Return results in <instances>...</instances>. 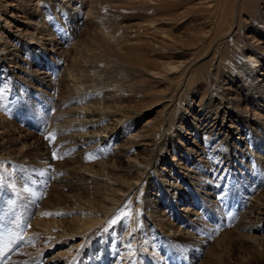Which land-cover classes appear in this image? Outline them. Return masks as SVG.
<instances>
[{
  "label": "bare ground",
  "instance_id": "1",
  "mask_svg": "<svg viewBox=\"0 0 264 264\" xmlns=\"http://www.w3.org/2000/svg\"><path fill=\"white\" fill-rule=\"evenodd\" d=\"M81 1H58L62 10L69 9L58 21L57 36L43 24L55 13L49 4L42 8L46 1L32 3L29 13L36 19L26 22L29 28L17 29L18 33L29 34L22 38L30 50L24 53L25 59L39 53L38 58L47 60L44 68L59 69L58 77L38 68L18 73L20 68L7 58L15 53L0 47V112L7 110L6 118L0 115V179H5L7 189L0 196V203L8 205L10 217L14 206L11 197L17 194L18 198L23 185L17 189L9 185H16L15 177L22 178L19 174L23 171V177L29 176L31 187L41 190L27 197L37 199L44 194L39 207L46 202L53 217L49 219L45 215L48 209L41 208L40 215L27 225L23 241L31 261L38 252H42L41 256L48 247L65 241L68 249L57 252L45 264H223L225 255L217 235L224 237L228 233L230 218L237 241L251 245L253 256L264 255V82L250 63L241 60L264 64V0H185L188 5L205 9L198 19V31L187 38L186 44L183 39L181 45L177 44L180 40L176 44L175 40L168 41V31L163 26L170 25L172 19L163 14L162 0L153 3L159 10L154 20L148 19L145 12L153 6H139L140 0H111L133 8L126 14L113 9L115 12L107 18L95 11L96 4L92 5L100 0H89L92 10L80 11ZM6 3L0 1V9ZM77 11L83 14L82 26L75 27L74 21L68 25L63 22ZM245 13H251V21L256 24L254 31L260 36L246 35V39H251L248 43H236L234 38L242 34L240 18ZM239 47L240 55L229 60L230 50L236 52ZM12 49L16 51V46ZM158 56L166 61H151V57ZM23 59L20 57L26 62ZM260 75L264 78V73ZM235 80L255 109L245 104L237 110L238 104L227 102L228 92L219 88ZM16 81L36 83L26 85L27 94H39V86L44 87L41 92L45 94L39 95L44 97L46 113L38 123L36 135L25 132L22 126H13L7 117L20 100V95L13 92ZM197 85L204 89L196 104V121L203 122L202 131L198 132L203 146L197 145V150L182 148L184 161L192 166L173 158L169 172L165 171L160 164L166 163L164 152L176 137L175 128L177 132L184 131L175 121V111L189 87ZM161 87L164 90H157ZM205 92L207 102L200 104ZM146 98H155L148 114L153 111L157 116L161 112L164 115L149 117L133 129V122L145 115L141 112ZM193 104L189 98L188 105ZM158 106L161 107L155 110ZM242 109H246L248 120L240 123L236 118L243 114ZM231 113H236L233 121L237 123L230 120ZM177 115L192 122L187 107L178 110ZM16 120L21 122L19 114ZM50 134H55L54 142L46 139ZM52 149L58 158H64L63 163L48 161L47 153ZM171 149L175 153L173 146ZM12 164L18 170L11 172L8 167ZM177 178L193 188L184 193ZM151 179L154 197L146 192ZM210 180H215L214 188L208 183L212 189L205 194H211L212 200L217 193L216 201H209L197 191L205 189L203 185ZM236 192L242 199L233 202ZM59 201L71 207L59 208ZM207 201L214 205L207 210L195 209ZM179 202L186 204L177 209ZM222 205L227 215L221 213ZM211 209L219 216L221 213L220 220H212L208 212ZM67 213L72 217L65 221L63 216ZM120 233L123 238L117 243ZM92 254L94 258L99 255L98 259H92ZM86 257L90 258L88 262L83 261ZM17 259L20 264H34ZM9 264H14L13 259Z\"/></svg>",
  "mask_w": 264,
  "mask_h": 264
},
{
  "label": "rangeland",
  "instance_id": "2",
  "mask_svg": "<svg viewBox=\"0 0 264 264\" xmlns=\"http://www.w3.org/2000/svg\"><path fill=\"white\" fill-rule=\"evenodd\" d=\"M2 1V0H0ZM6 1L7 5L4 4V7H2L0 9V47H4V51H10L12 50V52H14L15 54L13 56H9L7 58H9L8 61L16 63L17 68H20L18 73L22 74L21 71H23L26 68H29L31 71H34L36 68L38 69H43L44 71H50L51 73V77L54 76L55 78L59 76V69H56L54 71V69L50 68V67H45L44 68V64L47 62L46 59L42 58V57H37L39 56V53H37L35 56H33V58L27 56V60L25 59L26 57H24V53L27 54V52H30V50L27 48L28 46L26 44H24V40L22 38H27L29 36V34H27V32L24 33H18L17 29L18 28H29L30 25H28L26 22L31 20V19H36V17L33 16L32 13H29V9H32V3L38 1V0H3ZM39 1H46V5L43 6L42 8L46 7L48 4L50 7H52V9H50L51 12L55 11L54 16H50L48 19H44L45 22H43V24L46 26V28L50 31V33H52L53 35L57 36L58 35V30H56L55 28L58 26V21H60L62 19V14L63 11H66L69 9V7H64V9L62 10L61 7H59V0H39ZM80 1V0H79ZM84 1V2H83ZM81 1L82 5L80 6V11L82 10H89L91 8H93V6L95 7V11H99L101 16H104V18H107L108 16L112 15L113 9L116 10L117 12H122L124 14H126L127 12H129L131 10V8H133L131 6V4H127V3H121L120 2H115L111 1V0H100V2L95 1L97 3L92 4L91 2H89V0H87L85 2V0ZM106 1V2H105ZM111 1V2H109ZM141 2H139V6L141 5H151L152 8H149L148 10H146L145 12L148 13V19L150 20H154L155 18L158 17L159 14V10L155 7V5H153V3L156 2V0H140ZM163 4L165 2V8L164 5L162 8V10L165 9V11H163V14L169 18L172 19V23L168 26H163L164 29H166L168 31V40L170 43H173L175 40V44L176 41L180 40L177 44L181 45L183 42V39L186 41L188 40L187 38L198 31L199 29V21L198 19L204 14V9L205 6H200V5H188L185 0H162ZM105 3V4H104ZM90 4V5H89ZM155 7V9H154ZM38 9H40V7H38ZM82 9V10H81ZM92 10V9H91ZM112 11V12H111ZM50 12V13H51ZM116 12V13H117ZM158 12V13H157ZM7 13V14H6ZM49 13V15H50ZM78 13V14H77ZM110 14V15H109ZM250 14L251 13H245V15H243L240 18L241 25L243 26V31L242 34L239 36L238 34L235 36L234 41L236 43H239L241 41H250L251 39H246L245 36L249 35L250 38H252L253 36L259 37L260 35H258L257 33H255L254 30H256V24L253 23L251 21L250 18ZM74 17V18H73ZM73 18V19H72ZM4 19L5 20V24H4ZM38 21V18H37ZM74 21L75 23V27H79L82 26L83 24V14L80 13L79 11H77L76 13H71L70 15H67L66 19L63 20V22H65L67 25L72 23ZM12 24V26H11ZM66 30H68L69 28H65ZM232 30V29H231ZM228 33H230V31L228 30ZM264 36V35H263ZM244 44V43H242ZM264 44H261V46H263ZM13 46H16V51H13ZM33 47H35V45H32ZM9 54V53H8ZM240 55V47L239 49H237L236 52H234L233 50H230V53L228 54L229 60L233 59V56ZM20 57L24 58L23 60H26V62H22L20 61ZM156 57V56H153ZM153 60H162V61H166V58L162 57V56H158L157 58H152L151 57V61ZM241 60L243 61V63L245 62V64H249V66H251V68H253L254 71H256V76L259 77L260 79H262V82H264V78L263 76L260 75V73H264V64H261V61L258 63H251L250 61H248L247 59L241 58ZM12 66V63L9 65ZM18 70V69H17ZM48 73V74H50ZM34 74V72L29 73L28 75H32ZM22 76V75H20ZM27 77V76H26ZM29 78V77H27ZM32 85H36V83H34L33 81H30ZM30 82H25V83H20V82H15L16 88L13 90V92L15 94H19L20 95V100H17V103L15 105V110L11 111L10 115H7L9 122L15 126H22L24 128H26L25 132L28 133H36L39 130V121H42V115H44L46 113L45 108H44V97L39 95V94H45L42 93L41 91L44 90L43 86H39V94L36 95H32V94H27L25 92L26 89V85L30 84ZM230 87V90H222V88L225 87ZM227 86L225 87H221V89L219 88V90L224 91V92H228L225 93L226 96H228L229 99H227L228 103L231 104H238L239 108H236L237 110H240L242 108L243 105L247 104V107L251 106L254 109L256 108L254 105H251L250 103H248V98L241 92V87H239V82L238 80H235L233 83H229ZM164 90L163 87L158 88L157 90ZM203 86L202 85H197L194 87H189V89L186 91V96L181 97V101H180V106L178 107V109L175 111V116L176 119L175 121H178L180 123V125H182L184 127V131L183 132H177V128L176 132H174V134H176V137L172 139V141H170V146L167 147V152H164L165 154V164H163L161 162L160 167L164 168L165 171L170 170L171 165H169V162L172 163V159L174 158V160L179 161L180 163H184L186 165H190L192 166L193 164L191 162L188 161H184V158L186 157V155H183V152L181 151L182 148L186 147L189 148L191 147L192 149L197 150L196 146H203L202 145V136H200V134L198 135V132L200 133L202 131V126H203V122H198L196 121V117H197V109L198 106H196L197 102H198V97L199 95H201V93L203 92ZM207 96V93L205 92V94L202 96V98L200 99V104L207 102L205 100V97ZM190 98V100L195 103L193 105H188V99ZM239 100V102H238ZM155 103V98H146L144 101V108L141 112L142 114L145 115H140L141 117L139 119H136L135 122H133V129L139 128V126H141V123L149 118V117H157L160 118L161 116L164 115L163 112H161V114L159 116H157L156 113H154L153 111H151V113L148 114L149 110L153 108V104ZM161 106L155 107V110L159 109ZM187 107V109L189 110V118L192 117L193 119H191L190 123H188L186 121V117L183 116H179L177 115V111L178 110H182V108ZM2 111L0 112L1 117L6 118V113L7 110L6 108L1 109ZM243 110V114L240 117H237L236 119L239 120L237 122L242 123V121H246L247 119V114H245L246 109H242ZM252 110V109H250ZM162 111V110H161ZM153 112V113H152ZM20 115L21 118V122L19 123L16 120L17 115ZM148 114V115H146ZM163 114V115H162ZM236 113H231V119L232 122L237 123L234 120ZM227 116V114H226ZM234 116V117H233ZM48 116H46L47 119ZM226 120L229 119V117H225ZM30 127H34L36 129H32ZM174 129V130H175ZM241 129H245L242 127L241 125ZM118 134H121V130L118 132ZM234 137H237V134L233 135ZM241 137V136H238ZM242 138V137H241ZM242 140L245 141V138L243 137ZM30 142V140H28L26 143ZM243 144V143H242ZM244 145V144H243ZM171 146H173L176 151L175 153H173V150L171 149ZM54 151V149L51 150V152L49 151L47 153V158L49 162H53V164H60L64 162V158L61 156L60 158L57 157V159H53L52 158V152ZM56 152V151H55ZM196 157H199V153L195 154ZM8 168H12L13 170H18L17 166L12 164L10 165ZM177 171V170H175ZM178 171L181 172V170L179 169ZM197 171V169H196ZM203 171L204 170H200ZM17 175L19 173H16ZM14 175V174H13ZM24 182H22V178H18L17 176L15 177V181H16V185L12 184L9 185L10 187H12V189H17L19 185H23L21 187V191H19L18 193V198H16V195H13L11 197L12 202L11 205L12 206L10 209L13 210V212L11 211V215L10 217H8L7 214V209H6V204L0 203V228H4L6 227L8 229L7 233L4 234L5 238L3 240H0V249H3L5 247V244H7L8 246V241L9 240H14V241H10V245L12 247H15V249L12 252L11 256H5L2 263L1 264H9V262L12 261L14 264H20L19 260L17 259L19 257V259H26L28 261H31V258L29 257L30 253L27 250V245H24V241H23V237L26 235V227L28 224L33 223L34 219L36 218L37 214L40 215V211L39 209L41 208H47V213H49V210H51L48 205L46 204V202L43 203V207H39L40 200L43 199L44 194H40L39 198L35 199L34 197L30 196L33 193H35L36 191H40V189H34L31 187L30 185V178L29 176H24V172L22 171L19 174ZM172 177L175 176L174 172H171ZM209 179H211V176L208 175ZM169 182H172V178L171 177H167ZM178 179V184L182 187V190H184V193L188 191V189H192L193 187L189 186L186 187L185 183H184V179ZM14 181V182H15ZM22 182V183H20ZM213 187V183H215V180H210L208 181L205 185V189H197L198 192H200L201 196L204 198H209V201H216L218 199V194L216 193L215 195V199L210 198V195H206L205 192H210L211 186ZM7 184V183H6ZM154 182L152 181V179L150 180V184L148 185V187L146 188V192L147 195L149 197H154L152 196L154 193L153 190V185ZM183 184V185H182ZM215 185V184H214ZM27 186V187H26ZM29 186V187H28ZM17 187V188H16ZM4 189H6V185H5V179L1 178L0 179V196L2 194H4ZM195 189V188H194ZM217 192L219 191V187L216 188ZM7 190V189H6ZM25 190V191H24ZM31 190V191H30ZM24 191V192H23ZM196 191V194L198 195V192ZM32 192V193H31ZM43 192V190H42ZM11 193V192H10ZM44 193V192H43ZM182 193V195L184 194ZM9 194V193H7ZM27 194V195H26ZM237 198L233 199V202H238V200L242 199L241 195L239 192L235 193ZM5 195V194H4ZM7 198V197H6ZM2 200V198H1ZM6 201V200H5ZM231 203V202H230ZM178 204H180L178 206ZM177 204V209H179V207H181L182 205L186 204V202L183 203H178ZM211 205V202H205L204 204L200 205V207H196L195 209H198L201 207H203L204 209L207 210V208ZM57 207L61 208H68L71 207L68 203L64 202V201H59L57 203ZM19 209V210H18ZM203 209V210H204ZM220 211L223 215H227L228 212H226L224 210L223 205L220 207ZM26 212V213H25ZM209 212V216L211 215V217L213 216L212 220H220V216L219 213L217 211H214L213 209H211ZM203 213V216L205 215V212H201ZM52 214V213H51ZM56 215V214H55ZM206 216V215H205ZM47 217L49 219L53 218L51 215H47ZM71 214L67 213L63 216V218H65L64 220L67 221L69 220V218H71ZM16 218V219H15ZM221 221H223L221 219ZM36 223L38 224L39 221ZM18 224H21V226H19ZM227 224H230V229L228 231V233L224 236H218L220 238V243H221V247L224 251V257H223V261H225V263L223 262V264H264V255H262L260 258L253 256V254H251V250H252V246L251 245H247V243L244 244H240L239 241H237V231L232 229V221L231 218L229 219V222ZM264 228V226H262ZM23 229V230H22ZM102 231V230H101ZM122 233L124 234V231H122ZM120 233V236L117 237V243L118 241L121 242L122 238H123V234ZM259 235V234H258ZM28 236V234H27ZM34 238V237H33ZM35 239V238H34ZM16 240V241H15ZM21 241L19 243V241ZM18 241V242H17ZM78 241V240H77ZM115 241V240H114ZM60 241H58L59 243ZM156 242V241H155ZM154 242V243H155ZM17 243H19L17 245ZM67 242L63 241L60 242L57 245L48 247V250H46V253L42 254L40 256V254L42 253H37V256L34 258V260H32L31 262H34V264H45L47 263V259L54 256V254H56L57 252L60 251H65L64 249L69 247L68 244H66ZM64 245V246H63ZM153 245V243H152ZM150 245V246H152ZM118 246H121V244H119ZM155 246V245H154ZM152 248V250L154 251V247ZM41 248V247H39ZM6 249H4L3 251L0 252V256L3 255L2 252H4ZM151 250V251H152ZM261 250L263 251L262 254H264V240L261 242ZM100 252V251H98ZM96 253V252H95ZM99 254V253H98ZM14 256L15 260H14ZM18 256V257H17ZM40 256V259H38L37 257ZM99 255H95V257L98 259ZM59 257H57L58 259ZM96 258L93 257L92 254V259L97 260ZM226 258V259H225ZM6 259V261H5ZM90 258L86 257L83 259V261L88 262ZM225 259V260H224ZM17 261V262H16Z\"/></svg>",
  "mask_w": 264,
  "mask_h": 264
},
{
  "label": "snow or ice",
  "instance_id": "3",
  "mask_svg": "<svg viewBox=\"0 0 264 264\" xmlns=\"http://www.w3.org/2000/svg\"><path fill=\"white\" fill-rule=\"evenodd\" d=\"M50 142L55 141V134H50L49 136L46 137ZM52 158L57 159V153L55 151L52 152ZM89 159H92V157H89ZM45 215H51V213H46ZM57 215H60L57 213ZM125 216L128 215V213H124ZM113 224L116 223V221H112ZM8 229L6 227L0 228V240H3L5 238L4 234L7 233ZM7 247V244H5V248ZM130 247V245H129Z\"/></svg>",
  "mask_w": 264,
  "mask_h": 264
}]
</instances>
